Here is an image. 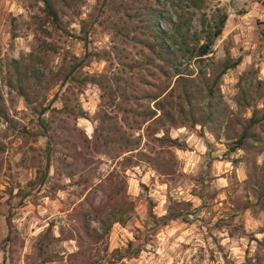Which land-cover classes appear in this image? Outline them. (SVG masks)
<instances>
[{"label":"rangeland","instance_id":"rangeland-1","mask_svg":"<svg viewBox=\"0 0 264 264\" xmlns=\"http://www.w3.org/2000/svg\"><path fill=\"white\" fill-rule=\"evenodd\" d=\"M52 1L53 21L40 0H0V264H38L44 256L54 260L44 264H66L55 256L74 250V242L50 239L38 250L42 235L49 223L52 237L69 230L77 222L71 209L88 189L94 204L115 203L109 189L94 187L109 173L130 203L124 224H112L104 239L108 251L128 255L122 264H264V120L251 126L257 142L227 151L251 109L260 110L256 117L264 110V0H205L199 10L183 9L192 12L191 31L199 30L201 13L209 20L216 8L226 14L211 53L185 73L190 103L203 106L201 81L226 58H239L218 86L227 122L190 124L174 86L169 105L182 102L185 116H176L175 126L163 118L162 126L148 123V136L147 122L131 109H152V102L133 101L142 91L137 78L146 90L164 89L169 79L136 41L133 0ZM12 59L36 75L26 100L5 85ZM63 143L70 153L62 166ZM179 207L188 221L163 224Z\"/></svg>","mask_w":264,"mask_h":264},{"label":"trees","instance_id":"trees-1","mask_svg":"<svg viewBox=\"0 0 264 264\" xmlns=\"http://www.w3.org/2000/svg\"><path fill=\"white\" fill-rule=\"evenodd\" d=\"M43 4V9L46 16L51 20L56 19V10L52 0H40ZM205 0H133L132 1V13L137 18V28L140 30V37L137 38V43L141 47L147 49L152 54L160 65H153L157 73L162 74L169 79V83L164 89H160L159 86L152 85V89L146 90L145 80L142 75L138 76L137 89H142L140 96L133 97V101L145 100L152 102V109L147 110L141 108H131L134 113L140 118V124L145 122L157 125L161 123L162 118L167 119L171 126L176 125V116H185L182 107V102H178L175 108L169 105L168 98L171 96L174 86L180 87L183 103L187 105V114L191 119L190 124H200L204 122H212L216 125L223 123L226 125L227 120L219 108V81L220 77L227 70L234 68L239 63V58L230 59L226 58L221 64L219 70L209 81H201L203 87V94L206 100L203 106L199 104H191L190 99L191 91L189 90V84L187 79L188 73H185L188 69V65L191 61L202 62L207 58V55L211 53L214 39L220 34L224 25L226 14L220 12L216 8V15L211 19H206L203 13L198 18V31H191V17L192 12H187L186 16L183 13V9L193 8L195 10L201 9ZM12 70L10 76L5 81V85L15 90V92L21 96L24 100L27 98V91L32 85L33 80L36 79V75L32 70L26 67L19 60H10ZM149 64V63H147ZM172 79V82H171ZM0 96V118L6 119L5 110L1 103ZM137 103V102H136ZM142 104H138L141 106ZM264 108V106H263ZM65 109V105L60 108ZM262 109V108H261ZM194 110L197 114H195ZM260 110L258 108H252L251 114L248 118L243 120L240 125V129L237 132L233 142L228 145L227 151H233L234 149L245 150L246 146L253 145L258 139L255 138L254 132L251 130V126L260 123L264 120V110L261 116H257ZM158 112V113H156ZM144 127L145 135H152V130L148 124ZM162 126L161 124H159ZM225 135V132L224 134ZM41 137L48 143L49 136L42 130ZM157 141L163 142V137L156 138ZM168 146H177L173 140L166 138L165 140ZM129 140H126L127 145ZM126 147V146H125ZM128 147V146H127ZM134 148L127 149L133 150ZM63 150L67 154H63L61 158H57L59 165H64V159L69 155V147L63 143ZM48 157L46 156V168H48ZM65 175L70 177L71 172L69 166H64ZM112 174L109 173L104 178V181H100L94 185V187L101 188V190H108L112 194V199L115 203L106 204L104 202L93 203L94 192L88 189L84 195L82 202L78 203V208L72 210L69 216H77L76 223L71 226L66 232L62 228L58 230V236H50L51 224L49 223L42 235L41 244L38 245V250L41 247L46 246L50 239L53 240H72L74 242L75 249L65 255H56L58 260L64 261L66 264H122V259L127 257L123 252L117 248L110 251L107 250V245L104 241L109 233L112 224L117 223L119 225L124 224L126 219L127 208L130 203L127 201V197L122 189L119 192L118 186L112 185ZM122 179V178H121ZM123 183L124 181L121 180ZM113 186V187H112ZM118 198L116 199V196ZM109 196V195H108ZM110 197V196H109ZM179 205V204H177ZM189 212L187 209L179 207L168 211L166 215L161 217L164 224L168 220L180 219L183 222H187V216ZM97 224L98 228H94L90 225L88 218ZM6 224H9V219H6ZM49 235V236H48ZM50 237V238H49ZM48 239V240H47ZM47 240V241H45ZM262 248L264 249V240H259ZM101 252V256L99 253ZM54 261L52 256H44L40 258L38 264H44ZM226 264V263H223Z\"/></svg>","mask_w":264,"mask_h":264}]
</instances>
